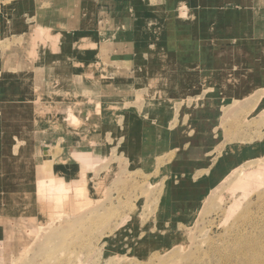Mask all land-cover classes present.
Wrapping results in <instances>:
<instances>
[{"label":"rangeland","instance_id":"374dc122","mask_svg":"<svg viewBox=\"0 0 264 264\" xmlns=\"http://www.w3.org/2000/svg\"><path fill=\"white\" fill-rule=\"evenodd\" d=\"M207 1L0 0V264H264V0Z\"/></svg>","mask_w":264,"mask_h":264},{"label":"bare ground","instance_id":"6f19581e","mask_svg":"<svg viewBox=\"0 0 264 264\" xmlns=\"http://www.w3.org/2000/svg\"><path fill=\"white\" fill-rule=\"evenodd\" d=\"M211 1H213V0H210L209 2H210V4H211ZM208 6V5H207ZM195 7V6H194ZM182 14V13H181ZM186 15V14H185ZM183 16H184V14H183ZM192 48V47H191ZM223 56V55H222ZM227 59V58H226ZM225 64V63H224ZM228 65V64H227ZM226 74V73H225ZM246 76V75H245ZM248 77V76H247ZM247 77H246V79H247ZM254 77V75H252L251 74V79ZM228 78V77H227ZM246 79H245V81L241 84V85H243V87H241V89L242 90H244L243 92H245V90L247 89V88H249V87H247V86H245L246 85ZM254 79H256V78H254ZM241 80V79H240ZM241 82V81H240ZM234 83V82H233ZM241 90V91H242ZM242 92V93H243ZM235 110H234V108H229V110L226 112V114H225V117H226V115L227 116H231L232 114H233V112H234ZM110 119V118H109ZM20 120V117L19 116H12L11 117V121L12 122H14V121H16V122H18ZM70 150H73V154H76L77 152H78V149H73V148H71ZM47 169H50V166H48L47 167ZM51 170V169H50ZM56 173H54L53 174V176H56L55 175ZM57 177V176H56ZM59 178H65V177H63V176H58ZM71 185H65V184H59L57 181H54L53 179L52 180H49V181H47L46 183H45V185H42V187H40V193H42V194H44L48 189H52V191H56L57 193H61L62 191H64V189H70L71 187H70ZM36 189V188H35ZM37 191V190H36ZM54 193V192H53ZM56 194V193H55ZM25 199H26V201L28 202V203H30L31 202V200H33L34 201V199H35V196L34 195H29V196H25L24 197ZM56 199H61L62 200V198L59 196V195H57L56 196ZM262 227V226H261ZM264 230V229H263ZM253 233V232H252ZM256 233V232H255ZM255 236H253L252 234H250V235H248V252L246 253V254H252L251 256L252 257H254V255H256V256H260V257H264V249H254L255 247H257V246H255L256 244H258L259 242H261L263 239H256V238H254ZM262 242H264V240L262 241ZM263 250V251H262ZM260 251H261V253H260ZM245 254V255H246ZM248 256V255H247ZM259 258V257H258ZM264 263V262H263Z\"/></svg>","mask_w":264,"mask_h":264},{"label":"crops","instance_id":"0c3cea01","mask_svg":"<svg viewBox=\"0 0 264 264\" xmlns=\"http://www.w3.org/2000/svg\"><path fill=\"white\" fill-rule=\"evenodd\" d=\"M207 2H209V1H207ZM196 27H199V24L196 26ZM87 40V39H86ZM6 58H8V59H11V60H13V55L10 53V55L9 56H7ZM67 60H68V62L69 63H71V62H73V60H71L70 58H67ZM40 69V68H39ZM77 78H78V74H77ZM75 80V79H74ZM38 81V84H42V83H45L44 81H45V79L44 78H40L39 80H37ZM249 85V84H248ZM245 86H247V83H246V85ZM241 87H243V85H241L240 84V86H239V88H241ZM251 89V88H250ZM248 90V88L246 89V91ZM38 100V99H37ZM213 101V100H212ZM40 101L38 100L36 103H39ZM47 152V150H45V153Z\"/></svg>","mask_w":264,"mask_h":264}]
</instances>
